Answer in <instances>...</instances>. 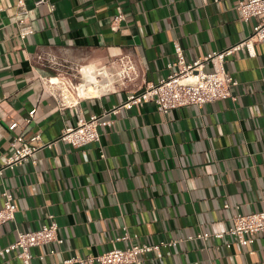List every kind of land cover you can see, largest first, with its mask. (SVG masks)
<instances>
[{"label": "crops", "instance_id": "1", "mask_svg": "<svg viewBox=\"0 0 264 264\" xmlns=\"http://www.w3.org/2000/svg\"><path fill=\"white\" fill-rule=\"evenodd\" d=\"M19 1L0 0V167L14 134L53 142L168 76L176 44L193 62L246 40L258 22L241 19L238 0H52L53 10L23 0L35 32L21 39ZM118 15L125 19L114 23ZM255 51L226 60L239 81L235 99L168 114L154 102L135 105L110 116L114 124L100 128V142H56L36 163L5 169L0 209L9 191L17 212L0 226V251L52 215L63 243L33 248V264L43 263L39 255L54 264L170 241L177 243L141 256L143 264H264V233L245 247L228 235L196 238L226 232L236 214L264 210V42ZM129 65L128 78L73 107H62L60 85L51 82L80 67L85 77L89 69L117 74ZM126 233L130 239L119 240ZM0 264L23 263L12 253L0 255Z\"/></svg>", "mask_w": 264, "mask_h": 264}, {"label": "built area", "instance_id": "2", "mask_svg": "<svg viewBox=\"0 0 264 264\" xmlns=\"http://www.w3.org/2000/svg\"><path fill=\"white\" fill-rule=\"evenodd\" d=\"M46 4L51 10L54 9L52 0H38L35 6ZM18 7L20 9L18 19L19 37L26 39L35 32L27 22L30 10L23 0L19 1ZM237 9L242 20L250 21L252 18L258 20L249 38L230 48L209 53L193 62H187L182 47L180 44H176L178 58L168 64L170 70L168 76L131 93L124 102L114 105L102 114L92 115L89 119H81L74 126L66 127L55 141L41 143L40 136L26 139L21 134H14L11 141L13 151L8 156L5 165L0 167V174H3L5 169H15L29 160L36 163L38 153L46 147H51L56 142H64L75 148L100 142V128L110 127L114 124V120L110 116L117 115L124 109L130 110L135 105L154 102L160 112L168 114L174 109L186 106L202 108L213 101L226 98L235 99L233 88L239 84V81L226 70L225 63L228 57L243 50L254 56L256 54L255 45L264 42V0H238ZM124 16H116L114 23L122 22L125 19ZM132 69L133 66L131 65L124 66L117 74H112L107 68L94 70L92 72L96 77V80H94L90 78L89 74L91 73L84 77V69L80 67L76 70L73 78L62 79L57 84L60 87L56 96L62 101V107H73V105L79 104L82 99H90L94 95H101L102 92L111 90L116 83L115 78L120 81L128 78L129 71ZM91 90H94L95 93H92ZM34 113L35 110L31 111L30 116H33ZM16 127L17 124L14 123L11 125L10 130L15 131ZM2 195L3 206L0 209V226L13 221L17 212L14 195L9 191H4ZM49 218L50 222L37 230L19 231L17 240L2 249L0 255L13 253L23 264H33V248L55 242L62 244L63 239L59 236V225L52 215ZM232 221V225L226 232H203L198 234L196 238L210 240L211 237H215L222 239L228 235L245 247L253 243V235L264 233V210L250 214H236L233 216ZM125 239H130L129 233L119 238V240ZM175 243L177 241L158 244L142 242L141 244H131L126 248L112 249L98 256L71 257L54 264H143L141 256L144 254L160 251L164 246L174 245ZM227 247H231V244H227ZM51 253H54V250ZM39 258L43 260L42 264H49L45 261L43 255H39Z\"/></svg>", "mask_w": 264, "mask_h": 264}, {"label": "bare ground", "instance_id": "3", "mask_svg": "<svg viewBox=\"0 0 264 264\" xmlns=\"http://www.w3.org/2000/svg\"><path fill=\"white\" fill-rule=\"evenodd\" d=\"M88 71H89L88 74L91 73V74H89V75H90V78L96 80L95 75L92 74V72L94 71V69H89ZM51 82L54 83V85H55V84H59V83L61 82V79H60L59 77H52ZM91 92H92V93H95L94 90H91Z\"/></svg>", "mask_w": 264, "mask_h": 264}]
</instances>
